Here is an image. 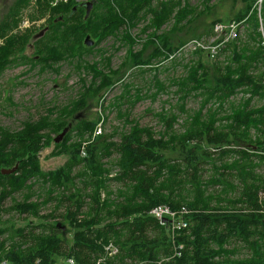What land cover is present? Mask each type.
Wrapping results in <instances>:
<instances>
[{
    "label": "trees",
    "instance_id": "obj_1",
    "mask_svg": "<svg viewBox=\"0 0 264 264\" xmlns=\"http://www.w3.org/2000/svg\"><path fill=\"white\" fill-rule=\"evenodd\" d=\"M30 1L15 0L0 20V35L16 27L18 15ZM90 1L89 14L87 7L75 0L55 8L47 3L44 8L54 13L47 27L37 34L12 37L0 47V76L9 66L30 60L25 53L33 39L36 65L58 72L56 66L78 60V69L92 74L91 82L84 83L78 98L68 105L46 108L45 114L24 122L18 131L0 127V222L4 213L10 212L39 221L17 230L7 222L0 226V263L55 264L73 258L77 264H97L106 258L104 246L113 242L120 254L102 264H148L171 251L167 227L150 214L155 207L167 204L173 209L186 205L192 213L191 227L180 237L186 245L184 256L174 264H264V215L258 198L264 193V172H258L264 171V155L256 154L264 152V104L255 105L256 99H264V75L256 74L264 67L263 48L243 43L245 36L227 44L211 65L201 59L204 53L194 54L199 60L187 63L185 75L170 82L176 87L173 94L178 107L177 112L168 114L162 109L157 114L160 132L125 117L119 102L123 96L116 97L112 107L123 120L122 127L87 145L83 158L82 140L102 119H82L89 104L122 82L124 71L152 67L179 50L186 41L181 34L208 38L222 20L199 23L213 8L198 12L182 0L155 9L149 0ZM211 1L205 0V7ZM256 1L242 0L244 8L230 21L245 20ZM39 5L44 6L42 0ZM146 10L153 11L150 21L133 36L131 31L147 21ZM245 24L244 32L252 29L249 36L254 43L260 29L257 12L253 11ZM170 25V30L162 31ZM200 27L202 32H198ZM88 36L95 41L92 47L86 45ZM110 38L118 42L121 38L122 46L129 47L120 67L101 70L97 63L83 66V58L97 52ZM136 46L141 49L135 51ZM227 52L230 57L221 62ZM153 83L156 92L147 97L156 99L167 93L157 76ZM124 86L131 89V84ZM240 92L249 97L243 103ZM142 96L135 95L136 102ZM190 100L198 107L188 109ZM181 116L188 118L184 132L178 134L174 126ZM70 125L64 139L56 143ZM251 130L257 134L254 140ZM72 135L74 144L69 145ZM53 143L51 156L67 155L68 159L61 167L44 171L41 153ZM233 155L237 159L228 162ZM208 165L212 174L205 178ZM15 167L10 175L1 172ZM114 170L116 174L111 176ZM17 194H22L21 200L14 197ZM52 204L53 212L42 215ZM64 227L72 233L71 239L64 236ZM9 241L11 250L7 251ZM233 251L240 252L243 261L230 263Z\"/></svg>",
    "mask_w": 264,
    "mask_h": 264
},
{
    "label": "rangeland",
    "instance_id": "obj_2",
    "mask_svg": "<svg viewBox=\"0 0 264 264\" xmlns=\"http://www.w3.org/2000/svg\"><path fill=\"white\" fill-rule=\"evenodd\" d=\"M69 1L70 0L56 2V0H42L44 6L40 7L39 0H31L30 4L26 8H24L18 15L16 27H14L12 30L8 31L5 34L0 35V47L5 46L7 41L12 37L23 36L28 33L37 34L39 31L47 27L51 19L54 17V13L51 12V9L47 7L44 8L47 3L51 8H55L61 4H67ZM75 1L77 2V0ZM170 1L175 0H149V5L152 9H155L160 4L167 3ZM187 1L189 3L190 1H192V5L190 4L191 7L197 9L198 12H205L208 8H213L211 9V11L209 10L207 14L203 15L202 18L198 21L199 23L202 22L205 25H207L210 21H216L219 18H221L222 20L218 23L227 24L228 22H231L230 20H232L233 17H235L244 8L242 0H237L236 2L235 0H212L207 7H205V0ZM14 2L15 0H0V20ZM188 2H186L185 4H187ZM143 11H145V9ZM148 11L149 10H146L147 17L145 18L147 19V21L143 22L136 29L131 31L133 36L139 35L143 27H145L148 21H150L149 16L152 14L153 11ZM250 13L245 19H251ZM171 21L172 19L169 22ZM171 26L172 25L162 29V31L170 30ZM202 30L203 28L200 27L198 32H202ZM251 32L252 29L247 34L243 33L242 38L247 36V40L243 43L251 44L254 49H257L259 47L261 48L259 33L254 36L256 40L253 43L249 36ZM180 37H183V39L186 40L185 44L191 41V39H193L187 36L186 34H181ZM33 41L34 39L32 40L31 45L28 47L25 53L30 60L21 61L17 64L9 66L0 76V127L7 128L12 131L20 130L22 128L23 123L26 121L37 120L40 115L45 114L44 110H46V108H51L53 106H58L61 108L68 105L71 101L78 98V95L84 83L89 84L92 80V74H90L87 70H85L84 68L80 70L78 69V60L73 61L71 63H61L59 66H56L54 68L58 72L50 69H45V67L40 64L36 65V63L33 61L35 53ZM91 41L95 44L94 40L91 39ZM174 42L177 43L178 38H176ZM122 44H124V40L121 38H119V42L113 38L108 39L100 46H98L97 52H94L93 54H88L83 58V66L86 65L85 63H87L88 65L97 63L98 67L101 70H105V66H110V68L116 70L124 61L126 53L129 49L128 46H122ZM246 47L248 46L246 45ZM140 49L141 46L135 47V51H139ZM228 54V52L225 53L224 56L221 57L220 61L224 62L225 59L227 61V59L230 57V55ZM108 58H110L111 60L109 61ZM199 58V56L195 55H184L181 59L175 61L174 63L163 64L165 60H163L164 58L162 57L161 59L163 61H161L160 59V62H155L152 67L150 65L138 70L124 71L123 81L117 82L114 86H111L110 88H107V90H104L103 96L100 99H97L91 104H89L88 109L81 114L82 119L84 118L86 120L92 121L101 117L102 119L106 120V129H104L103 127V122L100 121L93 130L94 133L100 125H102L103 128V135L106 133L111 134L114 129H120L124 122L122 119L118 118L117 111L112 107V104L114 103L116 97L123 96V98L119 102L124 106L123 111L125 113V117L129 115L130 119H135L141 126L152 127L157 132H160L162 126L159 123L157 114L161 112L162 109L167 110L168 114L177 112V96L173 94L176 90V87H173L170 84L172 78H179L185 75L186 70L184 66L187 63L198 61ZM201 59H203V61L210 65L215 62L214 60L209 59L206 54L202 55ZM32 67L36 68L32 69ZM148 67H150L151 69H149ZM41 68L44 70H42ZM258 71L259 73H256L258 74V76L264 75V67H262ZM154 76H157L159 80L164 83L167 89V93H161L160 96L156 99H153L152 96L147 97V95H152L156 92V88L153 86ZM126 83L131 84L130 90H126L124 86ZM141 93L143 94V98L136 102L135 95ZM240 93L241 95H243V99H240V101H244L249 98L246 93ZM249 95L251 94L249 93ZM243 101L241 103H243ZM260 104H264V99H262L261 97L255 100V105ZM187 107L188 109H194L198 107V104L195 100H190L187 103ZM187 107L186 110L188 111ZM191 112L192 110L189 112V114H191ZM185 118H188V116H181V118L178 119L179 123H176L174 126V131H176L178 134H180V132H184L185 130V128L183 129V126H185ZM94 133H90L89 137L87 136V139L83 138L80 151L86 145L89 146L96 141L94 140ZM250 134L253 140L254 137L257 136L255 130H251ZM103 135H100L98 137H101ZM74 140V135H72L70 140L68 141V144H74ZM54 149L55 143H53L50 148L46 149L41 153V164L44 171L55 170L61 167L68 159L67 155L57 157L51 156V152ZM248 153L254 154V152L251 151H249ZM256 154L264 155V152H256ZM170 156L173 157V154ZM237 157V155H233L232 160H229L228 162L233 161L235 158L237 159ZM114 161L112 163H114ZM210 167L211 166L209 165L206 167V172H204L205 178H209L212 174ZM112 168L114 169V167ZM258 172L262 174L264 171L261 168L258 170ZM115 174L116 170L113 171L111 176H115ZM36 190L38 191L39 189ZM237 195L238 192H236L233 196ZM14 197L17 200H21L23 196L22 194H17ZM105 198L106 194L103 193L102 199ZM9 206H11V201H8L7 203V207ZM164 206L169 205L166 204ZM181 207L187 206L182 205ZM53 210L54 205L52 204L49 205L47 208H44L41 214L48 215L52 213ZM2 219L3 220H1L0 226L3 223L7 222V224L9 223V225H12L15 230L25 227L26 225H28V223H39L36 218L19 217L14 212L4 213ZM50 221L51 220H49V222ZM63 230L64 236L67 239H71L72 233L65 227L63 228ZM10 242L12 241H9L6 246L7 251L11 250V247H9ZM240 254V252L233 251L231 259L229 260L230 263L243 261L241 256H239ZM6 259H8V257H6ZM217 260L218 259H216V261ZM61 261L63 260H60L57 263L61 264Z\"/></svg>",
    "mask_w": 264,
    "mask_h": 264
},
{
    "label": "built area",
    "instance_id": "obj_3",
    "mask_svg": "<svg viewBox=\"0 0 264 264\" xmlns=\"http://www.w3.org/2000/svg\"><path fill=\"white\" fill-rule=\"evenodd\" d=\"M59 1H67V0H56ZM89 0H77L78 3H87ZM188 2L187 0H182V4ZM192 1H190L191 4ZM189 3V2H188ZM192 5V4H191ZM253 11L257 12L258 19L260 22V43L261 47L264 50V24H263V14H264V0H258L250 15ZM246 20L240 21H231L226 23H216L214 26L213 34L208 38L202 39H193L183 45L179 50L175 53L168 54L165 59V63H172L179 59H181L184 55H194L197 52H202L207 55V57L211 60L216 61L221 51L227 44H231L237 42L242 38L243 33H245ZM110 100V98H109ZM108 100V101H109ZM105 119H101L103 122V127H105ZM106 121V120H105ZM105 131V130H104ZM106 132V131H105ZM94 133V132H93ZM103 135V128L100 125L94 133V140L98 138V136ZM87 146V145H86ZM86 146L83 147L80 151L81 157L85 158L87 156ZM260 205L262 207L260 213L264 215V193L259 195ZM150 214L155 217L162 225H165L168 229L169 234V242L171 247V253L168 256H163L162 258L149 261L148 264H174L177 260L181 259L184 256V251L186 249V245L183 241L180 240V237L186 234L191 227V210L188 207H179L177 209H173L170 206L159 205L155 207ZM105 257L108 259H114L120 254V249L114 243H109L104 246ZM100 259L97 261V264H102L106 259ZM61 264H77L73 258H68L66 261H61ZM0 264H10L7 260ZM39 264V263H38ZM60 264V263H57Z\"/></svg>",
    "mask_w": 264,
    "mask_h": 264
},
{
    "label": "water",
    "instance_id": "obj_4",
    "mask_svg": "<svg viewBox=\"0 0 264 264\" xmlns=\"http://www.w3.org/2000/svg\"><path fill=\"white\" fill-rule=\"evenodd\" d=\"M84 6H86L87 7V12H88V14L90 13V11H91V9H92V7H93V2H87V3H84ZM45 32H46V29L45 30H43L42 32H41V35L40 36H42V35H44L45 34ZM94 43L91 41V39H90V36H88L87 38H86V45L87 46H92ZM71 128V125L68 127V128H66L57 138H56V140H55V142L56 143H60L63 139H64V137L66 136V134L69 132V129ZM16 169H17V167H15V168H13V169H10V170H8V169H3L1 172H2V174L3 175H10V174H12V173H14L15 171H16Z\"/></svg>",
    "mask_w": 264,
    "mask_h": 264
}]
</instances>
